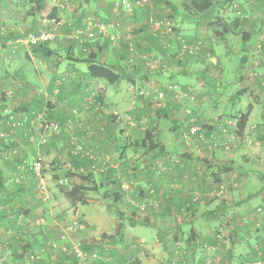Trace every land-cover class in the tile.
<instances>
[{
  "label": "rangeland",
  "instance_id": "1",
  "mask_svg": "<svg viewBox=\"0 0 264 264\" xmlns=\"http://www.w3.org/2000/svg\"><path fill=\"white\" fill-rule=\"evenodd\" d=\"M133 1L136 2L138 0H129L126 6L120 7L122 12L126 9L125 11H131V14L134 15L135 8L133 7L131 9ZM184 1L185 0H168L169 4L172 5L171 7L169 6L170 11H165V14L158 16L150 6L151 0H142L140 3H137L136 6L142 10V25L149 34L152 33L150 29L151 20L162 18L170 19L171 30L167 34L161 37L153 35L154 38L156 37V44L159 43L161 45V42L165 39H170L171 36H178L181 40L183 38L184 44L198 46L196 50L197 52L195 51L196 53L194 52L188 56L183 55L185 52L183 51L184 47L180 50H176L173 55H171L166 48H162L163 53L157 51V53L153 51H145V55H141L143 56L141 58L145 60L143 67H141L142 74H145L144 72L148 71L151 74L169 80L172 72L181 66L177 60L186 59L190 64L187 72L192 76L190 86L185 83V88H183L179 83L169 81L168 83H163L161 88H159L161 84H158L159 87H136L134 93L135 95L140 96L139 98L142 100H140V102L144 104L143 107H146L141 114H133L129 111L128 114H124L123 110H125L126 107L124 109L109 107L104 105L101 98L98 99L97 93H94L96 98L93 93L90 94V98L87 99L90 100V102L87 101V103L88 106L92 104L90 107L91 113L97 112L96 114L99 118L98 122L95 124L91 122L86 124L85 129V126L78 125L77 129H82L80 136L84 141H86V138L94 136L98 139L99 144L100 141L103 140V137L105 138V142L113 143L112 147L109 148V151L105 152V154H102L99 151L95 152L93 147L86 145L87 143L85 144V147H82L81 143L77 140L76 133L79 131H75L72 135L70 126H63L54 122L44 123L41 120L39 125L33 126L34 128L32 127V134L29 135L31 142L36 136L38 137L37 141H39V138H41V140H50L53 135L59 137L60 140L58 141H61L63 137H70L75 142L77 150H82V154L89 155L91 164L88 168L85 167L71 172L68 166H65L64 162L56 168V165L52 163L54 159L51 157L43 160L40 156L33 158L31 155H28L25 157V163L27 165L34 159H38L42 162V180L33 178V174L26 169L23 170L24 179L19 182L16 181V175L14 172L10 173L11 176H8V180L10 179L8 182L10 189L16 188L18 185L25 182H29L31 185V190L29 192L32 193L33 191L35 197L39 200L36 203L34 202L35 209L33 211H30L28 214H23V211L26 210V204L22 203L18 206L16 197L14 200L9 201L10 203L4 201L5 199L0 197V213L2 216H8L11 214L10 211H13V206L16 212H18V216L31 217V219L24 218L27 221L26 223L23 222L21 224L23 226L22 230L25 229L26 231H23V233L21 232L22 236H20V239L18 240L19 249H21L22 246H25L26 242H30V240L34 239L33 237L36 235L42 234L47 238L44 242L39 241L40 243H37V245H35V243L32 244V247L37 246V248L24 249L23 257L19 261H16L17 263L10 261L6 264H72L73 256L70 255L69 252H64L61 247L65 246L68 249H72L73 245L79 244L81 246L91 240L94 241V246L98 250L104 248L103 255L100 256L98 262H100V260H107L105 263L108 264L109 260L111 261L110 264H159L169 262L170 260L172 262V260L177 259H179V261L185 260L189 263L196 260L195 252L191 254L183 248L182 250L184 251L180 252L179 243L172 245V243L175 242L168 241V239L171 238L165 237V234L167 233V222L170 217L166 214L162 216V202L159 197L154 198L155 196L152 194L154 191L151 190L149 193L147 192L146 196L143 195L140 197L133 193L134 190L131 189L130 182H127L130 178L129 173L136 170L132 167V160H134L133 156L138 155L136 157L137 164H143L146 160L150 159V157L147 159L145 153H142L141 151L133 152L136 155L127 156L125 154V156H123L121 148H119L118 145L119 143L124 145L125 143H129L130 140H135L138 135L149 126V128L154 131L159 126L161 131L159 135L160 140L165 138L167 132V136L170 137L177 132L176 135L182 140L187 151L193 152L194 154L203 156V154L213 151L221 154V159L219 157V164L229 165V162L232 161L234 164H238L237 166L243 167V164H248L249 167L258 169L256 157L253 159L252 156H249V146L257 145L255 142L256 140L254 141L253 139L254 132H257L258 123L264 119V78L260 73L263 72L264 74V65L258 52L259 45L261 47L259 40H263L264 37V0H235L233 3L226 5L223 10L225 16L229 19L232 17V11H234L235 14L239 11L243 16L244 14H247V16L243 18H249L252 22H248L244 28L242 27L243 29H248L250 25L252 26L253 20L258 23L259 34H254L252 39L247 43L242 42L241 35L237 33L240 28H237V26L234 27V29L237 28L236 33H229L227 38L223 41L216 40L211 28H208L205 24H202V26H200L201 24L199 25L201 28L198 30H201V37H195L194 39L184 38L183 34L178 33L180 32V29L176 25L178 21L181 23L184 22L181 21L182 15L173 14L174 17H167L173 11L172 8L181 9ZM10 2L15 4V7L18 8L19 17L21 15L20 13L27 14L26 16L29 17L31 8L34 5L33 0H0V7H4ZM84 3H88V1L84 2V0H75L71 7L59 11L60 13L74 11L78 13L77 16L79 17V20L73 28L67 27V29L62 30L63 34H67L68 37L75 39L76 42L72 46L56 50L59 55L64 56L73 54L86 57L89 51V47L87 46L92 45L95 49L97 47L100 48V41L102 42V40H100L101 38L103 39V44L115 42L116 44H122L124 42L126 46H128L125 37L126 34H124L126 32L125 27V32L118 29L121 23L117 24L115 21H111V19L105 20L100 16L97 10H94V6H88V4H85L84 6ZM60 13L57 14L59 23L56 28V36L53 40L47 42V44H51L52 47L55 46L53 43L56 42L57 37L59 38L58 25H60V22L62 21L61 19L63 18ZM241 13L237 15H241ZM89 15H94L99 18L100 21H104V23L108 25L109 32L114 34L116 39L110 40L104 36L100 37L98 34L94 38H86L88 40L83 39L82 41H79V38H85L83 33L86 27L85 19ZM135 17H137V15H135ZM20 18L21 19H18V23H20V25H18L20 26L19 29H14L15 31L10 32H16L15 34L20 35L36 30L35 27L30 25L28 27V20L24 21L23 17ZM238 19L240 20V17H238ZM47 23L48 22L45 23V21H43L41 28L45 27V24ZM6 30H8L7 27ZM18 37L20 36H17L16 39ZM63 38L66 37L64 36ZM176 40L180 42L179 39ZM132 43L134 45L133 59L138 52V47L133 41ZM162 46L163 45H161V47ZM211 46H214L215 56L213 57L209 55V50H207V48ZM30 48L32 47H29V49ZM84 48L87 49L85 50ZM242 48L245 49L242 50ZM96 51L100 56V49H97ZM1 52H7L4 45H0V53ZM110 52H112V50H110ZM243 53L247 56L245 60L240 59ZM171 57L172 59H170ZM262 57L264 59V55H262ZM195 58L197 60H195ZM80 65L84 68L86 67L84 62H81ZM127 68L128 66L125 65L123 69H125L126 74L122 75L126 80H128V70L130 69ZM209 74L213 77L216 76L217 80H211V78L208 77ZM125 85L126 81L124 83V86ZM237 91H240L241 93L236 95ZM113 97H117V95L114 94ZM109 98H111V96ZM175 104H179V108H173ZM159 109L164 110L166 114L163 111H158ZM126 110L129 109L127 108ZM199 110L204 112L205 115H201ZM246 110H250L247 123L248 128L244 130L243 134L238 135L236 139L233 137L231 143L226 146L212 151V149H209L206 146H195L194 143H192L193 140L189 141L190 144L188 145L182 139V130L189 126L191 121H193L191 119L195 118L194 121H197L198 123L213 121L215 118L232 117L235 116V114L243 113ZM163 115H168V117H164ZM89 116L92 118L91 114H89ZM158 116H163V122L157 126L155 119ZM112 117L118 121L116 127L111 126L110 121H114L112 120ZM1 118L0 115V120ZM105 122H109L108 125L110 127L107 126ZM176 122L178 123V127L176 126L175 130H170ZM263 123L264 122H261L260 125H264ZM19 125L20 124L17 125L16 123H12V126H9L10 128L7 130L0 125V134H3V136L0 135V138L6 137L7 135L8 137H11ZM254 125L256 127H254ZM165 130L167 132H163ZM4 132H6V135H4ZM128 134H130V136H128ZM249 140L252 141L251 144ZM39 142L41 143L43 141ZM125 149L126 151L142 150L133 147ZM255 150L256 153L259 152L258 149ZM255 150L251 152L256 156L257 154L255 153ZM172 151L179 152L181 150L176 149ZM127 153L130 154L129 151H127ZM224 153L226 154L222 157ZM257 159L259 160L260 158L257 157ZM124 162L128 163V167L125 170L126 173H124L125 181L123 177L121 178V182L127 183L128 185H124V190L126 191L124 199L115 201L114 205L117 209H114L112 208L113 198L111 197L113 192H115L114 186L112 187L109 183L98 185L95 189L94 183L90 180L93 177L99 184L100 181L103 180L106 182L107 174L113 175L119 167V164L122 163L121 168L125 165ZM110 168L113 170L109 171ZM121 168L119 170H121ZM116 172L118 174V170ZM90 176L91 178H88ZM78 184H82L85 190L79 195V201L76 204H73L65 196V192L73 185ZM217 191L218 190L215 189L205 191L203 193L205 200L210 201V198L218 199L219 193ZM2 192L3 191L0 189V196H2ZM193 197L195 200L198 198L200 199L199 193H195ZM252 203L255 205H249L253 206V208L258 207V205L264 207L263 205L257 204L258 202L255 198L252 199ZM190 209H192V205H190ZM16 212L13 211L11 215L13 216ZM242 219L241 215L230 217L200 216V218L196 220V225L202 232L212 230L215 233V236L220 238L221 244L229 240V238H233L235 234L241 230V227H245L247 229V235L245 237L246 241L252 242L255 240L257 244L259 243L260 245L258 244L259 247L257 250L261 251V255L264 257V234L261 237L262 239L260 241L258 240V237L261 236V230L264 233V227L257 224V219L254 220V225L245 221V223H243ZM77 223L79 226L72 229ZM119 226H121L120 233H123V238L117 236L118 234L116 231ZM190 227L191 225L189 223L184 222L182 230L184 229L185 232H189ZM12 229L14 230V228ZM6 231L8 236L15 235V233H11L8 228ZM238 233L240 234V232ZM62 234L64 237L61 236ZM109 236L114 237V243H110ZM10 238L11 237H5V239L8 240L7 242L10 241ZM238 242L240 244V252H242L247 246H244L239 240ZM8 244L9 243H7V245ZM168 247L172 249L175 247L176 251L173 250V253H170L168 252ZM202 249L204 251H209L208 253L206 252L203 254L201 252L206 260L208 257L210 259V261H204L205 264H208V262H214L212 264H221L219 263L218 257L221 256V253L220 250H216V245L209 244L206 245V247H202ZM130 250L132 251V254L130 253ZM253 254L240 260H234L231 264H245L246 262H252V260H256L255 257H253ZM10 255L11 253L5 250V252H0V259L2 258L4 261L6 259L9 260ZM151 260L156 263L151 262ZM222 261L223 259L221 262ZM98 262H95L94 264H98Z\"/></svg>",
  "mask_w": 264,
  "mask_h": 264
},
{
  "label": "crops",
  "instance_id": "2",
  "mask_svg": "<svg viewBox=\"0 0 264 264\" xmlns=\"http://www.w3.org/2000/svg\"><path fill=\"white\" fill-rule=\"evenodd\" d=\"M85 1H88V3H84V6L85 4L94 6V10H97L100 16L105 20L111 19V21H115L117 24L121 23L118 29L122 32L126 30L124 34H126L125 37L127 42L131 40L138 47V52L133 57V60L132 54L126 49V44L124 42L122 44H116V42L103 44V39L101 38L100 40H102V42L100 41V48L97 47L95 49L90 44V46H87L89 47L88 50L96 54V50L100 49V56L97 54L100 61L111 62L118 66V68H124V66L127 65L128 68H130L128 70V80L124 79L122 76L126 74L125 69H122L120 79L110 84L102 78H92L87 74V64L84 62L86 64L85 68L80 65L86 57L73 54L61 56L58 53L46 57L42 51H35L33 48L29 49V47L25 48L17 44L16 37L19 35L15 34L16 32L10 31L19 29L20 26L18 25H20V23H18V19H21L20 17H23L24 21H29L28 27L30 25L36 29L41 28L42 22L45 21V19L43 18L42 21L39 15H29L28 17L26 16L27 14L24 13H20L21 15L19 17L18 8L11 2L4 7H0V45H4L7 50V52L0 53V115L2 118H10L13 124H20L11 137L7 135L6 138L0 139V174L3 176V182L0 186L3 192L0 197L2 199L4 198V201H8V203L16 197L17 205L19 206L22 203L26 204V210L29 209V211H33L35 209L34 202L36 203L39 201L35 197L33 191L32 193L29 192L31 190L29 182H25L17 187L15 186L16 188L13 189H10L8 185L10 181V179L8 180V176H11L10 173L13 172L15 175L19 173L15 166L19 165L22 159H25L28 155H31L33 158L40 156L43 160L51 157L54 159L52 163L56 165V168L64 162L65 166H68L71 172L85 167L88 168L91 164V161L86 157L81 158L80 156H73L72 147L68 145V140L65 137H63L61 141H58L60 140L59 137L54 135L50 140H41V138H39V141H43L40 143L37 141L38 137L36 136L31 142L29 135L32 134L31 130L33 126L39 125L41 120L44 123L54 122L63 126H70V131L73 135L75 131H79L78 133L81 132V128L77 129L78 125L85 126V129L86 124L90 122L95 124L98 122L99 118L96 114L97 112L91 113L90 107L92 104L88 106L87 103V101L90 102V100L87 99L90 98V94L92 93H97L98 99L101 98L104 105L119 109L128 108L129 110H123L124 114H128V111L133 114H141L146 107H143L144 104L140 102V96L135 95L134 90L136 87H159L158 84H161L159 87L161 88L163 83H168L169 81L177 82L183 88H185V83L188 84V86L191 85L190 80L192 76L187 72L190 64L186 59H176L181 66L178 68L179 70L176 69L172 72L169 80L151 74L148 71L142 74L141 67H143L145 60L141 58L143 57L141 55H145V51L163 53V50L159 43H155L156 37L154 38L152 33L149 34L142 25V10L136 6L137 1H133L131 6V9L133 7L135 8L134 15L131 14V11H125V8L124 12H122L120 7L116 9L115 2L117 0H84V2ZM150 6L158 16L165 14V11H170L169 9L172 5L165 0H151ZM176 9L177 10H173L172 8L173 11L171 13L174 14L180 10V8ZM60 14H62L63 18L61 19L60 25H58L59 38L57 37L56 42L53 43L55 46L52 47L51 44H48L49 47L55 50L67 48L76 42L75 39L68 37L67 34H63L62 30L67 29V27L73 28L75 26L76 22L79 20L77 16L78 13L68 11ZM135 15H137V17H135ZM246 16L247 14L240 16V20L238 17H234L231 19V23H236L239 28H244L248 22H252L249 18H243ZM257 24L258 23L253 20L252 26L250 25L248 29H242L253 32L256 35L260 32L258 31L259 28ZM176 25L180 29L178 33L187 36L189 39L201 37V30H198L201 28L199 25L189 23L188 21H184L183 23L178 21ZM200 26H202V24ZM6 27L8 30H6ZM64 36L66 38H63ZM176 39H179V37L171 36L170 38L173 44L171 53L176 52L178 47ZM247 42L248 41L245 43ZM259 42L261 43V47L258 49V52L259 55L262 56L264 55V37L263 40H259ZM84 49L86 50L87 48ZM110 50H112V52H110ZM70 52L72 53L71 50ZM170 59H172V57ZM195 60L197 59L195 58ZM124 80L126 81V87L124 86ZM114 94H116L117 97H113ZM110 96L111 98H109ZM178 106L179 104H175L173 108H177ZM158 111L164 112V110L161 109ZM199 113L203 116L205 115L201 110H199ZM89 114L92 115V118ZM163 116L168 117V115ZM163 116L156 117L155 122L157 126L163 122ZM112 120L114 121H110L111 126L116 127L118 121H116L114 117H112ZM261 122H264V119ZM108 123L105 122L107 126H109ZM9 128L6 127V130ZM246 128L248 127L246 126ZM170 130H175L174 124ZM155 131L159 138L161 133L159 126ZM163 132L167 131L165 130ZM167 134L168 132L163 140L159 139L163 144V150L158 152L155 150H127L130 152V154H128L126 149H121L123 156H125V154L127 156L136 155L133 152L141 151L145 153L147 159L150 157V159L146 160L143 164H137L136 157L138 155L133 156L134 160H132V167L136 170L129 173L130 178L127 182H130L131 189L134 190L133 193L140 197L143 195L146 196L147 192L149 193L151 190L154 191L152 193L153 196H155L154 198L159 197L162 202V216L166 214L170 217L167 222V233L165 237L171 238L168 239V241L175 242L172 243V245L179 243L180 252L184 251L182 250L183 248L191 254L195 252L196 255V260L189 263L185 260L179 261V259H177L172 260V262L170 260L169 262L159 264H205L204 261H210V259L208 257L206 260L202 254L208 253L209 251H204L202 247H206V245L209 244L216 245V250H220L221 256H218L219 263H221L223 259L224 264H231L234 260L249 257L254 251L259 254L261 258V251L257 250L260 244L258 243V245L255 240H251L252 242L246 241L247 229L245 227H241V230L238 231L240 234L237 232L233 238H229V240L221 244V241L217 242L215 233L212 230L208 232L200 231L199 228H197L196 220H198L200 216L230 217L241 215L243 223L249 222L253 224L254 220L257 219V216L252 214L255 208L250 205H255L252 203V199L255 198L258 202L257 204L264 206V130H257V132H254L253 139L254 141L256 140L255 142L257 145L249 146V156H252L253 159L256 157L258 169L251 168L248 164H243V167L237 166L238 164H234L231 161L229 162V166L231 167L229 171H224L223 167L215 165V163L223 165L219 164L221 154L215 151L210 153L207 152L203 154V156L194 154L193 152L187 151L182 140L176 135L177 132L173 134L172 137L167 136ZM128 136H130V134H128ZM104 139L103 137V140L100 141L99 144L98 139L94 136H90L86 138L84 142L85 144L87 143V146L93 147L95 152L99 151L105 154V152H108L109 148L112 147L113 143L105 142ZM249 142L250 144L252 143L250 140ZM119 146L120 143L118 147ZM176 149H180L181 151H172ZM255 149H258L259 152L256 153ZM254 150L257 154L256 156L251 152ZM225 154L226 153H224L222 157ZM257 157L260 159L258 160ZM124 164L122 168V163L119 164V167L116 169V171L118 170V174L115 171L112 175L114 183L110 184L112 187L114 186V189H116L118 185L123 189L124 194L120 199H124L126 194L124 185L127 183L121 182V178L125 176L124 173H126L125 170L128 167V163L124 162ZM120 168L121 170H119ZM110 169L109 171L113 170ZM212 172H215L216 175H212ZM109 177V174H107V178ZM214 177L221 179L219 185L212 181ZM109 182L106 181V184H109ZM18 189H22V191L19 193L17 191ZM209 189L218 190V199L210 198V201L205 200L203 193ZM195 193H199L200 199L194 200L192 209H190L191 204H186V202L193 199ZM11 214L6 216V218L0 217V252H5L6 250L11 254H17L18 252L16 251L19 250L18 240L20 236H22L23 231H26L25 229L22 230L23 226L21 224L23 222L26 223L27 220L24 218L31 219V217L18 216V212L16 213L17 216H12ZM8 222H11L9 225L14 228V230L10 229V232L15 233V235L8 236V234H6V226H9L7 225ZM184 222L191 225L189 232H185L184 229L182 230ZM260 226L264 227V225ZM5 234L7 238L11 237L9 242L5 239ZM260 234L261 236L258 237L259 241L264 234L262 230ZM40 237L46 238V236L42 234L36 235L33 238L40 239ZM238 240L242 242L244 246H247L242 252H240ZM7 243L9 244L7 245ZM34 243L37 245L39 240ZM33 248H37V246ZM173 250L176 251V248L174 247L172 249L168 247V252L173 253ZM130 253L132 254L131 250ZM1 260L3 259L1 258ZM151 262L156 263L153 260H151ZM212 263L214 262H208V264Z\"/></svg>",
  "mask_w": 264,
  "mask_h": 264
},
{
  "label": "trees",
  "instance_id": "3",
  "mask_svg": "<svg viewBox=\"0 0 264 264\" xmlns=\"http://www.w3.org/2000/svg\"><path fill=\"white\" fill-rule=\"evenodd\" d=\"M165 1H167V3H168V0H165ZM233 1H235V0H185L182 3L181 9L178 10L174 14H176V15H178V14L180 15L181 14L182 15V17H181V19H182L181 21L182 22L183 21H185V22L188 21L189 23L196 24V25H200V24L207 25L208 28H211V31L213 32V35H214L215 39L218 40V41H221V40H225L227 38V36L229 35V33H231V32L236 33V30L238 28V26H237L238 24H236V23L232 24L231 23L232 20H230V19H232L234 17L236 18V17L243 16V14L241 12H239V11H237L236 14L234 13V11H232L231 12L232 17L230 19L227 18L226 16H224V11L223 10H224L225 6L228 5L229 3H233ZM33 4L34 5L31 8L30 15H39L42 19L43 18H48V19L54 18V19H56V21H59L58 18H57V16H58L57 14L60 13V12L57 9H55V8H50L49 4H48V2L46 0H33ZM173 10H177V9L173 8ZM233 13H234V16H233ZM240 13H241V15H237V14H240ZM167 17H174L173 13L169 14V16H167ZM165 19H168L169 22L171 23L169 18H165ZM236 26H237V28L234 29V27H236ZM38 30L39 29H36L33 32H37ZM237 33H239L241 35L242 42H244V43L246 41H250L252 39V37L254 36V34H255L253 32L245 31V30L241 29V27H240V30H238ZM21 35L22 34H20L19 36H21ZM183 37L188 39V37L185 36V35ZM179 40H180V42L177 40V44H178L177 46H179V47H177L178 49H176V50H180L181 49V38L180 37H179ZM182 40H183V38H182ZM244 43H242V44H244ZM17 44H19V43H17ZM161 45H163L162 48H166V50L169 51L171 55L174 54V53H171L173 44H172V41L170 39H165L162 42ZM214 46H211V47L207 48V50H209L208 52L210 53L209 55L212 56V57L215 56ZM31 47L35 51L36 50L42 51V53L46 57H49L52 54H57L55 49H52L51 47L48 46L47 42L46 43L34 44ZM127 47L128 46H126V49H127ZM197 48H198V46H197ZM259 48H260V45H259L258 49ZM243 49L244 48H242V50ZM261 49H263V48H261ZM261 49H260V51H261ZM239 51L241 52L240 49H239ZM191 54H193V53H189L188 51H185V53L183 55L184 56H188V55H191ZM245 55L246 54L243 53L242 56L240 57V59L245 60L247 58V56H245ZM259 57H261L263 65H264L263 57L261 55H259ZM83 62H85L87 64V74L90 77H92V78H102L103 80H105L106 82H108L110 84L111 83H115L116 81H118L120 79L121 71H122L123 68H120V67L118 68V66H116L115 64H112L111 62H108V61H100L98 59V55L96 53H94L93 51H91V50L88 51V55L86 56V58L83 59ZM263 69H264V67H263ZM260 73H261V76L264 78L263 72H260ZM208 77L211 78V80H217L216 76L213 77V76H211L209 74ZM238 78H240V77H238ZM240 93H241L240 91H237L236 95H239ZM249 115H250V110H246L243 113L235 114V117L239 116L238 135L243 134L244 130L246 129ZM1 120H4V122H5L6 118H1ZM9 122H10V124L12 123L11 121H7L6 124L9 123ZM260 123H258V130H262L263 131L264 130V125H260ZM10 124H7L5 126L3 125L4 126L3 128L6 130V127L9 128L8 125H10ZM177 124L178 123L176 122V124L174 126L176 127ZM149 127L145 128L142 131V133L139 134L138 137L135 140H130L129 143H127V144L125 143L124 145L120 143L119 148L125 149V148H128V147H133L135 149L139 148V149L146 150V151H151V150L154 151L155 150L157 152L163 150V144L159 140L158 134L156 133V131H154L153 129H151ZM254 127H256V126L254 125ZM4 138H6V137H1L0 139H4ZM66 139L68 140V145H70L72 147V150H73V153H74L73 156H80L81 158L82 157H86L89 160V155L88 154H82V150H77L75 142L72 140V138L68 137ZM77 140L81 143L82 147H84L85 142L81 138L80 133H77ZM213 150H217V148L216 149H212V151ZM35 160H38V159L32 160V162L27 165L25 163V159H22L20 161V164L15 166V168L19 172L18 174H16V181L17 182L22 181L24 179V174H23V170L24 169H26L29 172H31L33 174L32 175L33 178H35V175H34V172H33V168H32V164H33V162ZM215 165L218 166V167H223L224 171H229L231 169V167L229 165H226V164L218 165V164L215 163ZM17 166H19V167H17ZM212 175L215 176L216 173L212 172ZM109 176H110L109 178H106V181L107 182L110 181L109 183L113 184L114 183L113 176L110 175V174H109ZM88 178H91V176L88 177ZM2 179H3V176L0 174V186L2 185V182H3ZM115 179H116V177H115ZM220 180H221L220 178H215V177H214V179H212V181H214V183H216L218 185H219ZM90 181L94 183L95 189L97 188L98 185H105L106 184V182H104V180L100 181V184L97 183L96 180L93 177L91 178ZM218 185H217V188H218ZM219 189H220V186H219ZM84 190H85V188L83 187L82 184L73 185L68 191L65 192V196L70 200L71 203L76 204L79 201V199H80L79 195ZM17 191L20 193L22 191V189H18ZM123 194H124L123 189L118 185L116 187V189H115V192H113V194L111 195V197L113 198L112 208L117 209L116 206L114 205V202L118 201L123 196ZM194 200L195 199H190L189 201L186 202V204L190 203L192 205ZM12 208H13V211L16 212V210H15V208L13 206H12ZM13 211H10V212L12 213ZM29 212H30L29 209L23 211L24 214H28ZM16 213H14V216H17ZM8 214H9V212H8ZM0 217H3V218L5 217L6 218V216H2L1 213H0ZM10 223L8 222L7 225H9ZM6 227L9 230L13 228V226H10V225L6 226ZM120 229H121V226H119L118 230L116 231L117 234H118L117 236H119L120 238H123V233H120ZM46 238L42 237L40 239H32V240H30V242H26L25 246H22L21 249L16 251V252H18L17 254L16 253L15 254H11L9 256V260L6 259L4 261V260L0 259V263L2 262L1 264H6V263H9L10 261H14V262L15 261H19L23 257V253H24L23 250L24 249L25 250L26 249H30V248L32 249L33 248L32 244H34L35 241L39 240L41 242H44ZM108 238L110 239V243L111 242L112 243L115 242L114 241V237L109 236ZM216 239H217V242L220 241V238L216 237ZM81 248L83 249V251H86L89 254H92V253H94L96 251V252H98L97 255H99V256L103 255V252H104V248H100L98 250L94 246V241L93 240L88 241L86 244L81 245ZM254 254H255V256H254L255 259H259L260 258L259 254H257L255 251H254ZM77 260H78V258L76 256H73L72 257V264H77ZM96 260L99 261L98 258ZM98 261H95V262H98ZM106 261L107 260H103V261L100 260V262H98V264H106L105 263ZM110 263H111V261L109 260V264ZM221 264H224L223 261L221 262Z\"/></svg>",
  "mask_w": 264,
  "mask_h": 264
},
{
  "label": "built area",
  "instance_id": "4",
  "mask_svg": "<svg viewBox=\"0 0 264 264\" xmlns=\"http://www.w3.org/2000/svg\"><path fill=\"white\" fill-rule=\"evenodd\" d=\"M49 3L50 8H55L58 11H63L66 8L72 6L75 0H46ZM129 0H117L115 2L116 9L119 7H124L128 4ZM142 0H138L137 3H140ZM144 1V0H143ZM45 27L40 28L37 32H26L22 34L20 37L16 39V43H19L23 47H31L34 44L38 43H46L53 40L56 36V28L57 24L59 23L56 19H48L44 18ZM86 27L84 30V37L79 38V41L88 40L86 38H94L96 35L104 36L109 38L110 40L116 39V36L109 32L108 25L104 22L100 21L94 15H89L86 17ZM150 29L153 35L155 36H164L167 34L170 28L169 20L162 18V19H153L150 22ZM128 50L131 54H134V45L132 41L127 42ZM184 47V48H183ZM181 48L183 51H188L189 53H194L197 49V46H189L184 44L183 40H181ZM185 53V52H184ZM193 118V117H191ZM195 119V118H194ZM194 119H191V123L187 126L184 130H182V139L189 145L190 142L194 143L195 146H206L209 149H218L227 144L231 143L233 137L236 139L238 137V124H239V116L233 117H225V118H215L213 121H204V122H195ZM10 121V119L0 120V125L4 127L7 124L6 122ZM4 125V126H3ZM12 125V123L10 124ZM8 125V126H10ZM3 136V134H0ZM6 135V132H4ZM33 172L35 178L37 180H42V163L39 160H35L32 164ZM44 187V186H42ZM253 214L257 216V224L264 225V207L258 206L253 210ZM259 215V216H258ZM79 224L77 223L72 229L78 227ZM64 237V235H61ZM61 249L64 252H69L70 255L76 256L78 258V264H94L97 258L100 259V256L97 255L98 252H94L89 254L86 251H83L81 246L73 245L72 249L62 246ZM108 264V263H106ZM245 264H264V257H261L256 260H252V262H246Z\"/></svg>",
  "mask_w": 264,
  "mask_h": 264
}]
</instances>
